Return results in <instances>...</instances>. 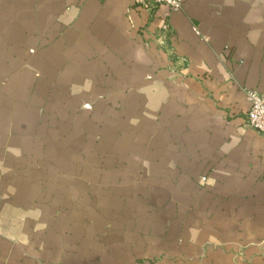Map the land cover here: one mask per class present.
I'll list each match as a JSON object with an SVG mask.
<instances>
[{
	"label": "crops",
	"instance_id": "obj_1",
	"mask_svg": "<svg viewBox=\"0 0 264 264\" xmlns=\"http://www.w3.org/2000/svg\"><path fill=\"white\" fill-rule=\"evenodd\" d=\"M264 0H0V264H264Z\"/></svg>",
	"mask_w": 264,
	"mask_h": 264
},
{
	"label": "built area",
	"instance_id": "obj_2",
	"mask_svg": "<svg viewBox=\"0 0 264 264\" xmlns=\"http://www.w3.org/2000/svg\"><path fill=\"white\" fill-rule=\"evenodd\" d=\"M142 8L153 12L159 6H166L171 12L183 10L184 0H139ZM250 109L247 114V125L264 134V94L256 90L247 92Z\"/></svg>",
	"mask_w": 264,
	"mask_h": 264
}]
</instances>
